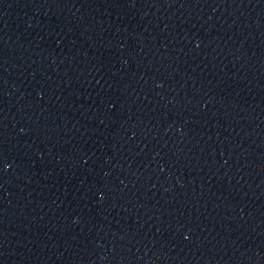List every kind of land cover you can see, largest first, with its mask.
<instances>
[{
    "label": "water",
    "instance_id": "95a60500",
    "mask_svg": "<svg viewBox=\"0 0 264 264\" xmlns=\"http://www.w3.org/2000/svg\"><path fill=\"white\" fill-rule=\"evenodd\" d=\"M0 161V264H264V0H0Z\"/></svg>",
    "mask_w": 264,
    "mask_h": 264
},
{
    "label": "snow or ice",
    "instance_id": "6c2138e0",
    "mask_svg": "<svg viewBox=\"0 0 264 264\" xmlns=\"http://www.w3.org/2000/svg\"><path fill=\"white\" fill-rule=\"evenodd\" d=\"M0 163H2V161H0ZM187 238V237H186Z\"/></svg>",
    "mask_w": 264,
    "mask_h": 264
},
{
    "label": "clouds",
    "instance_id": "9594fccd",
    "mask_svg": "<svg viewBox=\"0 0 264 264\" xmlns=\"http://www.w3.org/2000/svg\"><path fill=\"white\" fill-rule=\"evenodd\" d=\"M5 167H7V166H5Z\"/></svg>",
    "mask_w": 264,
    "mask_h": 264
}]
</instances>
